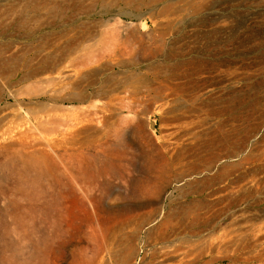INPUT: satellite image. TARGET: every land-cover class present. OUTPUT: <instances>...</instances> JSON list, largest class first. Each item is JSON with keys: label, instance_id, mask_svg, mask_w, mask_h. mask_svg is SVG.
Wrapping results in <instances>:
<instances>
[{"label": "rangeland", "instance_id": "374dc122", "mask_svg": "<svg viewBox=\"0 0 264 264\" xmlns=\"http://www.w3.org/2000/svg\"><path fill=\"white\" fill-rule=\"evenodd\" d=\"M41 1L0 0L57 64L0 79V264H259L264 0Z\"/></svg>", "mask_w": 264, "mask_h": 264}, {"label": "bare ground", "instance_id": "6f19581e", "mask_svg": "<svg viewBox=\"0 0 264 264\" xmlns=\"http://www.w3.org/2000/svg\"><path fill=\"white\" fill-rule=\"evenodd\" d=\"M52 1L53 0L41 1L45 5L46 4H49V6H51L50 4L54 5V6H51V9L49 10L48 14L52 11V9H54L56 7L55 5L57 4L56 1H53V2ZM39 6H40V4H39ZM44 7H46V6H44ZM43 9L45 10V8H43ZM36 12L40 13L39 11H36ZM34 50L29 49L27 52H25V54H23L21 59L17 58V57H14V58L9 57V58L5 59L3 56V53H0V79L4 75L11 74V72H14L15 76L18 73L22 74L20 81L21 80L26 81L29 79H34V78L40 77L42 74H44L48 70L54 71L56 69V65H57L56 61L52 57V53L47 52V50H49L48 47L36 49L37 51H34ZM34 61H35V63H34ZM5 79H6V77H5ZM0 82H2V81L0 80ZM1 94H2V87H1V83H0V95ZM249 254H250V256L244 259L245 263H249V262H252L253 260H257L259 262V264H264V248H262V249L253 248V249H251Z\"/></svg>", "mask_w": 264, "mask_h": 264}]
</instances>
